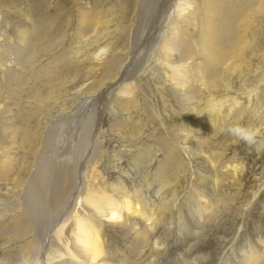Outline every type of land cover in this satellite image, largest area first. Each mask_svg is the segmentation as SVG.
I'll use <instances>...</instances> for the list:
<instances>
[{
  "label": "rangeland",
  "instance_id": "rangeland-1",
  "mask_svg": "<svg viewBox=\"0 0 264 264\" xmlns=\"http://www.w3.org/2000/svg\"><path fill=\"white\" fill-rule=\"evenodd\" d=\"M37 1L0 0V53L9 55L8 62L14 61V54L23 49L16 43L21 40L19 33L28 46L23 62L12 63L8 75L0 73V92L12 97L7 104H14L19 93L21 100L16 101L24 107L22 112L18 105L13 109L15 120L28 116L24 129L14 128L17 143L26 138L23 149L27 153L16 168L23 180L19 186L28 184L36 166L51 170L65 162L74 163L81 171L79 204L74 210L78 220H87L84 213L88 210H81L86 188L108 196H113V189H125L131 209H123L116 221L106 222L104 217L96 220L102 232L101 257L106 264H264V0H259L260 10L251 7L248 11L251 19L240 31L247 25L243 55L228 60L233 64L232 72H225L222 80L216 79L208 90L197 87L185 92L172 89L169 80L163 82L167 78L161 69L165 55L157 42L164 38L169 43L173 35L172 25L164 24L170 16L166 3L162 7L151 0L149 7L141 10L143 0ZM28 8L33 12L29 18L21 13ZM84 11L90 25L83 37L86 42L79 39L78 20ZM171 17L197 41V25L191 27L176 15ZM34 27L44 33L40 35ZM125 86L130 87L129 99L134 97L135 107L115 105V93L121 91L123 95ZM231 101L235 108L229 114H234L238 106L244 109L235 118H226ZM133 128L134 132L139 128V134L133 135ZM50 134L57 140L51 137L50 146L40 149L44 135ZM88 142L91 147L86 152ZM143 144L149 152L136 153ZM69 147L68 157H58ZM36 154L37 158L33 156ZM187 164L192 165L191 170ZM156 191L159 196L154 201ZM199 192L203 194L201 206L207 212L201 219L196 218V213H202ZM7 197V210L16 209L18 199ZM145 200L152 202V211L156 208L152 216L158 221L143 243L150 225L132 212L135 207L150 216ZM45 205L55 216L57 210L51 207L49 198ZM17 215L12 213L6 222L8 232L25 222L16 219ZM70 219L61 242L50 237L47 254H57L59 247L64 253L63 245L72 242L85 251L87 246L77 241V235L88 231L85 227L79 230L78 220ZM29 229L28 237L38 233L36 224ZM35 236L40 243V237ZM1 239H10L1 246L7 264L15 263L13 258L19 254L20 260L25 259L19 253L21 239L9 233Z\"/></svg>",
  "mask_w": 264,
  "mask_h": 264
},
{
  "label": "bare ground",
  "instance_id": "bare-ground-1",
  "mask_svg": "<svg viewBox=\"0 0 264 264\" xmlns=\"http://www.w3.org/2000/svg\"><path fill=\"white\" fill-rule=\"evenodd\" d=\"M14 1L20 2V0H14ZM40 1L41 0H39V2ZM42 1H44V0H42ZM150 1L151 0H143L142 5H141L142 6L141 10H144L145 8L149 7ZM156 1H158V2H156V4L158 3L162 7H163V4H165V3L167 4V9L169 11L170 16L168 18L167 17L165 18L164 24H171L172 25L171 28L173 31V35L171 36L169 43L168 42L165 43V39L163 38L164 39L163 40L162 37H161L162 41L160 40L161 42H157V43H160L159 44V45H161L160 49L163 50L162 52H164V55H165V57H164L165 60L163 61V64L161 63L162 64L161 69L164 70V74H166V76L165 75L164 76L167 78L163 82H166V81L168 82V80H169L170 84H172V86H171L172 89L176 88V90L179 89L182 92L183 91L185 92L186 89H188V90L191 89L192 91H194L193 89H197V87L204 88V89L206 87V90H208L207 88L209 87V85L212 86L213 82L216 79L218 80V78H219V81L222 80V77H223V75H225V72L227 73V71H231V68H232L231 64L232 63H230L228 60L234 61L235 57H237V56L241 57V55H243L242 54L243 48L241 46H244V42L242 41V39L245 38V36L243 34H244V30L246 31V29H247V25L244 26L243 32H240V31H241L242 26L244 25V22L248 23L249 19H251V18L247 17L248 11H250L251 7H254V9L256 11H258V10H260V6H261V5H259V2H260L259 0H254V1L253 0H197V2H196V0H156ZM39 2H38V4H39ZM262 2H263V0H262ZM42 5H43V3H42ZM33 7H34V5H33ZM18 11H19V9H18ZM37 11H38V9H37ZM85 12L86 11L81 13L79 20H78L80 22V28H79L80 37H79V39L83 40L84 42H86L88 40L86 37H85V39H83V37L87 34L88 28L90 27L89 23H87L89 21L88 20L89 19L88 13H85ZM21 13L26 14L28 18H29V16L31 17V14L33 15V12L30 8H28L25 11H21ZM36 14L37 13H35V15ZM39 14H41L40 16H42V13L39 12ZM171 15H176V18L177 17L181 18L179 20H182L185 25L187 24V25H190L191 27L197 25V27H196L197 30L194 31V33L197 35V41L193 38L190 39L191 37H189L188 34H185L184 31H182V25L179 26V24H178L179 21L177 19H176L177 21L173 20L175 22H172L171 21V19H172ZM27 17H25V18H27ZM38 19L40 20L41 18L39 17ZM33 20H36V19L34 18ZM37 24H39V23H37ZM35 26H37V25L35 24ZM34 28H36L35 29L36 31L40 30V32H41L40 35H42L44 33L43 32L44 30L42 28H40V27L39 28L34 27ZM19 29H21V28H19ZM20 32H22V30H20ZM40 32H38V33H40ZM163 32H164V30H163ZM186 32H188V31H186ZM19 34H21V40L19 39V41H17L15 39L17 41V42L15 41V42L18 45L22 44L21 47H23V49H19V51H17V52L14 50L16 52V53L14 52L15 54L13 53L14 54V59H13L14 61L8 62L10 59L6 58V57H8L9 55H6V57H5L4 52L0 53V73L3 76L8 75L10 73V70H11L10 66L12 63H14V62L15 63H21L25 60L26 49L28 46L26 45V42H25V39H24V36L22 35V33H19ZM154 49H156V48H154ZM154 49H153V51H154ZM154 53H155V51H154ZM11 56H12V54H11ZM198 59H200L199 62H197ZM169 60H172L171 63H169L170 62ZM159 61L157 60L156 62H159ZM167 69H168V71H167ZM136 75H137V73H136ZM124 80H127V78L122 80L123 83H124ZM102 84L103 83H101L100 86ZM98 86H99V84H98ZM112 88H113V86H112ZM112 88H110V90ZM129 88L130 87L123 88L124 89L123 95H121L122 94L120 91L121 89L119 88L118 91H120L119 92L120 94L118 92H117L118 95L115 93V95H116V100H115L116 104L115 105H117V106L123 105V108L124 107L127 108V106H131V105H132V107H135L134 97H131L132 99H129V97H130L129 94L131 93V90H128ZM3 93L0 92V264H5V263L7 264L6 256L1 251V246L8 243V241L10 240V239H8V241H2V239H1V236L3 234L6 235L7 233H9L10 236L13 238H18V239L22 240V242L20 240L22 245L19 247V253L24 254L25 259L23 261L20 260L21 256L19 257V255H20L19 254L17 256L18 258L17 257L13 258V260L15 259V263L12 262L13 264H35V263L36 264H104L105 259H103L101 257L103 254V249L101 247L102 244H100V242H99V236L100 237L102 236V232L100 230L101 227L97 224L96 220L97 219L99 220L101 217H104V219H106L104 221H106V222H111L113 220L116 221L120 218V214H121V211L123 209H126V210L131 209V203L128 202V200L126 199V194L124 193L125 189L124 190L123 189L122 190H116V189L112 188L113 189L112 190L113 196H108L106 194H99L98 192H94L91 188H86L85 195L83 198L84 203L82 205L83 207H81V210H82V212L85 210H88V211H85V213H84V215L87 217V220H81V219L78 220L79 218L75 217L76 213L74 210H75L76 206H78V204H79L78 203V199H79L78 194L80 193L79 192V190H80L79 185L80 184H79L78 179L81 175V171H79V172L77 171V168L75 166H73L74 163L68 164L67 162H65V163L63 162L64 164H61L59 166H55V167L52 166L53 168L51 170L44 169V166L43 167L41 166L39 168L36 166V168L34 170H32V172L33 171L34 172L31 174V177L28 181V184H26V186L24 188L19 186V184L22 180L21 179L22 177L19 176L20 171L19 170L17 171L16 168L19 164L22 165L21 163H23V161H24L23 156L25 155L26 151L23 149L24 148L23 144H24L26 138H22L20 140V142L17 143L15 141V136H16L15 133L17 131L15 132L14 128H17L19 126V130L24 129L25 125L27 124V120H28L27 117L28 116L26 115L27 117L18 118V120L16 121L15 120L16 117H14V115L16 113L15 114L13 113V109L16 107V105H18L17 108L19 109V111L21 110V112H22L24 109V107L21 108V103H19L21 101H16V99L21 100V99H19V93L17 96H15L16 99L13 101L14 104H11V105H8L7 101H8V99L10 100V98H12V97L10 96V98H9L7 96H3L2 95ZM91 94H93V93H91ZM193 94H194V92H193ZM193 94H191L192 98H193ZM8 96H9V93H8ZM24 104H26V103H24ZM227 105L229 108L227 110V113L225 114L226 118H228L230 115H234V118H235V116H238L239 114H241V112L244 109V107L238 108L239 107L238 106L234 110V114H229L233 111L232 110L230 112V109H233L235 102L231 101V103L227 104ZM22 106H23V104H22ZM121 107L122 106H119L118 108H121ZM132 120H131V122H132ZM138 120H139V118H138ZM138 120H136L135 122H138ZM130 124L133 126L138 125L137 123H135L136 125H134L133 123H130ZM130 128H131V126H130ZM53 129H55V128H53ZM138 129L139 128H137V132H134L136 129L134 130V128H133V129H131L130 132L133 135H134V133L139 134ZM47 133H49V131ZM26 134H27V132H26ZM26 134H24V137L26 136ZM51 137H53V139H55L54 135L53 136L51 134L47 135V136L44 135L43 146L40 149H44V148L50 146L51 140H52ZM83 138H84V136H83ZM55 140H57V139H55ZM89 146L91 147L90 143L88 142V144L86 145V148H85L86 152H88V150L90 148ZM144 146L145 145L143 144V146H141V148H139L136 153H140L141 151L146 150L147 148ZM69 149H70V147L67 148L66 150L62 149L59 152L58 157H60V156L68 157ZM171 151H172V149H171ZM39 152H42V151L40 150ZM148 152H149V150H146L144 153H148ZM176 153H178V152H176ZM37 154L33 155V156H36V158H37V156L39 155V154L38 155ZM86 154H88V153H86ZM142 156H144V154ZM21 160H22V162H21ZM29 160H31V159H29ZM63 160L64 159H62L61 161H63ZM137 163H139V162H137ZM179 163H181V162H179ZM192 163L194 164L193 160H192ZM149 164H150V162H149ZM70 165H71V168H70ZM166 165H168V164L166 163ZM195 165H196V163H195ZM186 166L188 167L189 170H191L192 165L187 164ZM21 168L18 167V169H20V170H21ZM183 168H185V167H183ZM79 169H81V167ZM157 169H158V167H157ZM15 171H17V174L14 173ZM13 173H14L16 179L11 178V175ZM131 173L132 172L128 173V177H130L132 175ZM69 180H71V181L69 182ZM25 181H27V180H25ZM17 185L19 186V190H17V187H18ZM68 185H69V187H67ZM22 189H23V191H22ZM195 190H196V188H195ZM7 191H9V195L6 194ZM142 192H144V191H142ZM7 196H9V198L11 200H13V198L18 199L17 203L15 205L16 209L7 210V202H8ZM158 196H159V191H156L154 193L153 200L157 201ZM197 196H198L199 208H201L202 213H200V214L196 213V215L198 216L196 218L201 219L204 216V214L207 212L201 206L202 203H201L200 199L203 198L202 197L203 194L199 192L197 194ZM46 198L50 199L51 207H53L57 210V213H55V216L51 215V213H49L47 211L46 205H45V199ZM145 201H147L145 204V207L147 209H150V206L152 205V204L150 205V203H152V202H148V200H145ZM11 202H13V201H11ZM85 204L88 205V209H87ZM156 205H157L156 203L153 204L154 207ZM133 209H135L134 210L135 212H132V214L141 215V217L145 218V221L148 222L147 224L150 225L149 229L144 232L145 234H143V237H144L143 243H146L147 239L149 238L151 233L154 231L155 224L158 221V220H154V218L152 216L154 213L153 211H155L156 208H154L153 211L151 209L149 210L150 216H147V214H144V213H140L138 210H136L135 207ZM194 210H196V209H194ZM105 211H106V213L104 214ZM15 212H16V214H18L15 218L16 219L22 218L25 220V222L21 225H17V224L14 225L13 228H11L10 231L8 232V230H6L7 227L5 224L8 221L11 214L12 213L15 214ZM67 212H68V214H67ZM71 217H74L76 219V221L78 220L77 222H78L79 226L77 225V228L79 230L82 227H85L86 230L88 231V234H83V232H81L77 235V241H79V243H83L85 246H87V247H84L85 251L84 250L81 251V249L78 247V245L76 243L72 242L70 244L66 243L65 245H63L64 246V253L59 252V251H61V248L59 247L58 250L56 251L57 254H55L54 251L53 252L55 255H53L52 252L51 253L48 252V254H47L46 245H47L50 237H55L58 242H61V239H63L62 237L64 235V229H65L66 223L69 221V219ZM14 222L17 223V221H14ZM82 222H84V225ZM33 224H36L38 227V233L36 232V234L40 237V243H37V241H36V239H37V237L35 236L36 234H33V236L28 237V235H30L29 232L31 230V229H29V227H30V225H33ZM34 228H32V229H34ZM14 230L17 231L15 234L13 233ZM138 234L139 233L137 232V235ZM89 236H90V238L88 239ZM91 236H92V238H91ZM27 237L29 239H27L26 241L24 240L25 241L24 242L23 239L24 238L26 239ZM80 237H85V238L80 239ZM100 241H101V238H100ZM139 242L142 244V241H139ZM53 246H55V245H53ZM165 251H167V250H165ZM63 257H65V258H63ZM99 260H102V262L99 263L98 262ZM20 261H22V262H20Z\"/></svg>",
  "mask_w": 264,
  "mask_h": 264
}]
</instances>
